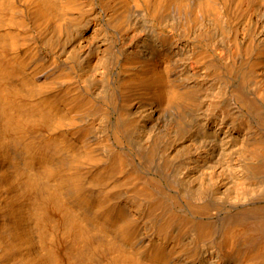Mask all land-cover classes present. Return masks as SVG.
I'll return each instance as SVG.
<instances>
[{
	"label": "bare ground",
	"instance_id": "6f19581e",
	"mask_svg": "<svg viewBox=\"0 0 264 264\" xmlns=\"http://www.w3.org/2000/svg\"><path fill=\"white\" fill-rule=\"evenodd\" d=\"M0 264H264V0H0Z\"/></svg>",
	"mask_w": 264,
	"mask_h": 264
},
{
	"label": "rangeland",
	"instance_id": "374dc122",
	"mask_svg": "<svg viewBox=\"0 0 264 264\" xmlns=\"http://www.w3.org/2000/svg\"><path fill=\"white\" fill-rule=\"evenodd\" d=\"M123 179H117L115 177L112 178L111 180V185L117 187L118 185H123L124 182L122 181ZM122 181V182H121ZM100 188H105L106 190L108 189L106 187V185H97ZM99 188V189H100ZM60 215H59V221L56 223H52L49 224L47 227V232L43 233V237L40 236V242L42 243L43 247H46L47 244H50L51 242H53L55 240V238L61 237L62 235H64L67 232L68 226H69V214L65 209L61 208L59 210ZM26 254L27 257L29 255L28 252L23 253Z\"/></svg>",
	"mask_w": 264,
	"mask_h": 264
}]
</instances>
